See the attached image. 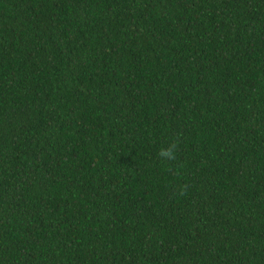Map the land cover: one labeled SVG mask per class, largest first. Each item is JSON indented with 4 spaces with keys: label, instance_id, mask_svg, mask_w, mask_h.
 <instances>
[{
    "label": "trees",
    "instance_id": "1",
    "mask_svg": "<svg viewBox=\"0 0 264 264\" xmlns=\"http://www.w3.org/2000/svg\"><path fill=\"white\" fill-rule=\"evenodd\" d=\"M0 264H264V0H0Z\"/></svg>",
    "mask_w": 264,
    "mask_h": 264
},
{
    "label": "clouds",
    "instance_id": "2",
    "mask_svg": "<svg viewBox=\"0 0 264 264\" xmlns=\"http://www.w3.org/2000/svg\"><path fill=\"white\" fill-rule=\"evenodd\" d=\"M177 149V144L175 142L171 143L168 147L167 150L165 149H161L160 151H158L157 156L161 157V158H165L167 160L170 161H174L176 160V155H175V151ZM187 193V185H181L178 189H177V194L178 195H186Z\"/></svg>",
    "mask_w": 264,
    "mask_h": 264
}]
</instances>
